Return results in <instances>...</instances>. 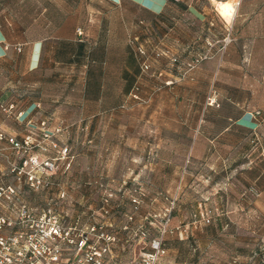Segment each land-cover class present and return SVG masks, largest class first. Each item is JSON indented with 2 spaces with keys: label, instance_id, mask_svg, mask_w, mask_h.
I'll use <instances>...</instances> for the list:
<instances>
[{
  "label": "rangeland",
  "instance_id": "rangeland-1",
  "mask_svg": "<svg viewBox=\"0 0 264 264\" xmlns=\"http://www.w3.org/2000/svg\"><path fill=\"white\" fill-rule=\"evenodd\" d=\"M68 1L70 5L77 2ZM222 1L230 2L233 14L240 0L213 2L218 6ZM83 13L87 16L86 11ZM67 17L76 23L82 15L70 8ZM149 21L167 24L161 26L170 32L167 19ZM229 22L219 28L224 34L217 33L225 44L234 37H256L264 42V24L257 30L245 26L242 35L235 23ZM80 25L78 29L84 31ZM142 27L144 24L140 23L128 26V40L134 48L137 42L145 47L148 42L152 49L158 48L164 56L172 58L169 63L172 67L177 54L159 42L162 37H157L156 25L149 27L148 32H141ZM76 30L75 27V36L80 37ZM117 66L120 68V64H113V72L118 70ZM72 76L71 71H60L46 80L47 85L38 83L40 107L34 124L22 129L23 136L31 134L37 144L27 150L22 148L20 152L10 143L5 149L0 146V182L16 184L20 198L37 213L51 208L60 215L67 229L82 230L98 246L106 247L101 264H141L143 253L151 248L153 238H161L166 249L158 264H227L234 258L231 250L256 248L264 251V223L260 233L238 229L235 219L231 222L234 227L230 225L228 229L221 225V220L227 216L235 218L240 194L256 199L261 195V192L259 195L247 192L246 188L264 183V79L258 83L254 96L261 113H250V119L259 118L252 137H237L238 131L232 124L229 131L234 135L232 142L217 137L212 142L192 144L156 142L149 138L178 120L191 124L202 122L201 129L209 127L210 134L221 136L220 78L213 79L206 92L204 80L195 79L188 84L182 83L175 94H162L155 106L157 111L149 121L159 124V129H148L140 93L132 96L112 94L98 101L72 89ZM172 82L173 79L168 78L161 83L172 85ZM210 97L215 100L212 104H209ZM194 145L196 155L188 154L189 147ZM66 147L68 150L63 157ZM33 153L40 160L53 158L56 161L55 170L37 171L41 180L37 187L28 183L25 172L10 171L13 166L22 167L25 157ZM29 169V165L24 167V170ZM157 169L166 173V188L162 191L146 184ZM82 181L84 190L82 185L77 186ZM207 214L211 218L209 222L204 218ZM63 246L66 264H71L73 246L66 240ZM176 255L179 261L174 262ZM244 260L251 264L253 259Z\"/></svg>",
  "mask_w": 264,
  "mask_h": 264
},
{
  "label": "crops",
  "instance_id": "crops-1",
  "mask_svg": "<svg viewBox=\"0 0 264 264\" xmlns=\"http://www.w3.org/2000/svg\"><path fill=\"white\" fill-rule=\"evenodd\" d=\"M213 1L180 0L171 3L170 0H77L70 5L68 0H0V129L18 138L24 135L23 126L24 128L30 126L28 120L35 118L40 107L38 83L40 86L47 85L46 80H51L53 73L71 71L74 76L70 78V87L86 94L88 72L92 66L88 47L93 45L102 48L100 55H97L98 58L92 60V64L98 62L107 64L114 53H117L125 63L131 56V52L127 50V27L138 25V20L145 17L148 21L140 31L148 32L149 27L156 25L159 31L157 37H162L159 42L163 47L170 48L181 60L190 59L200 51V47H203V50L211 49L213 53L190 72L191 76L182 77L176 67L169 66L168 58L164 56L156 65L157 69L164 70V75L142 78L141 96L145 104L143 108L148 120L147 128L159 129V124L149 122L153 113L157 111L155 106L158 105L159 97L164 93L175 94L182 83L188 84L195 79L204 80L206 92L212 86L213 79L220 78V110L223 118L221 136L210 134L209 127L201 129L202 122L191 124L178 120L162 127L160 131L163 129L164 133L162 131L149 138L150 141L195 144L212 142L213 139L220 137L225 142H232L234 135H230L229 132L232 124L238 131L237 137H252L255 125L259 122V118L250 119V113L260 109L257 108L254 96L258 83L264 79V42L256 37L245 39L234 37L222 48L224 42L217 33L224 34L219 28L228 25L229 21L235 23L237 30L242 31V35L245 26L257 30L264 24V0H240L233 14L232 7L225 9L220 5H230L229 1L219 2L218 6ZM169 5L171 8H168ZM70 8L82 15L76 23L70 22L72 20L67 17ZM86 9L89 15L91 12L94 15L87 22L84 21L83 13ZM168 9L172 18V23L167 28L170 32L162 28L167 24L149 21ZM112 15L120 23L118 30L121 32L115 34L114 38L111 27L108 28L110 34H106L108 37L102 35V30H106L103 21L110 17L112 22ZM229 17L231 20L228 21ZM78 25L88 32H93V44L86 46V49L73 32ZM198 25L202 28L199 29ZM170 35L171 37L167 38ZM146 45L148 49H152L148 42ZM113 47H117L118 50L114 52L111 49ZM92 53L96 55L98 51ZM127 69L131 73V69L126 67L125 70ZM95 75H97L95 78L101 77V74ZM168 78L173 79L172 85H161L162 80ZM99 88L100 91L95 92L96 94H105L104 89H108L110 94L130 96L132 83L126 82L125 75L123 84L116 86L113 83L101 82ZM203 107L206 108V105L202 104ZM19 112H22V115L18 117ZM142 139L145 140L143 136ZM0 146L3 149L9 147L6 140H0ZM194 148L195 145L189 147L188 154L196 155L197 150H193ZM165 177V171L157 169L151 173V178L146 184L162 191L166 188ZM81 185V189L84 190V181L77 184L78 187ZM257 187L261 192L260 197L256 199L240 194L236 216L235 218L227 216L225 220H221L223 228L226 226L229 229L235 219L238 229H251L252 233H260L264 223V183H259ZM81 217L84 220L83 213ZM231 252L234 258L227 264H250L244 262V259H253L251 264H264V251L256 248H238ZM176 261H179L178 255L174 259V262Z\"/></svg>",
  "mask_w": 264,
  "mask_h": 264
},
{
  "label": "built area",
  "instance_id": "built-area-1",
  "mask_svg": "<svg viewBox=\"0 0 264 264\" xmlns=\"http://www.w3.org/2000/svg\"><path fill=\"white\" fill-rule=\"evenodd\" d=\"M207 56L208 54H205L203 57ZM214 101L210 97L209 104ZM260 113V110L255 111L256 115ZM21 115L22 112L17 114L18 117ZM28 124L32 126L33 120H28ZM0 140H6L17 152L37 144L29 133L18 138L16 135H8L1 129ZM67 150V147L64 148L63 157ZM26 165L30 166L29 170H24ZM55 168V159L40 160L33 153L25 157L22 167L13 166L10 171L18 174L25 172L28 183L37 187L41 182L37 173H49ZM248 190L254 195L260 194L254 185ZM204 218L208 222L211 220L208 214ZM71 229L72 227L67 229L63 225L60 215L51 208L43 213H37L34 207L20 198L16 184L0 182V264H66L68 260L63 246L65 240L73 246L71 264H101L107 248L98 246L84 231ZM165 252L162 239L153 238L151 248L143 253L141 264H157Z\"/></svg>",
  "mask_w": 264,
  "mask_h": 264
},
{
  "label": "trees",
  "instance_id": "trees-1",
  "mask_svg": "<svg viewBox=\"0 0 264 264\" xmlns=\"http://www.w3.org/2000/svg\"><path fill=\"white\" fill-rule=\"evenodd\" d=\"M87 1V0H86ZM171 3L173 2H179L180 0H170ZM142 7L144 8H148L147 6L139 3ZM171 8V5L168 6V8ZM149 9V8H148ZM167 9V8H166ZM170 12V9L165 10L163 12H160L158 14L157 17H155L156 19H167L169 24L171 25V21L172 18L169 16L170 14H168ZM86 14L84 17V21L87 22L88 19H90L89 14L87 13V9H86ZM111 18H113V21L110 22V17H106L105 20L103 21L104 23V28L106 30H102V35H104L105 37L106 34H110V32L108 31V28L111 27L113 29V34L112 37H115V34L117 35L118 33L120 34V30H118V27H120V23L115 20V16H111ZM147 22L148 18H140L138 20V23L140 24H145L146 22H144V20ZM112 23V25H111ZM114 24V25H113ZM77 30V34L80 35V37H77L80 42L81 45L84 47L85 49L87 48L86 46H89V44H93V32H88L84 29V31L82 29H78V27L76 28ZM89 33V34H88ZM90 41V42H89ZM92 41V42H91ZM128 42V47L127 50H129L131 52V56L128 57L129 59H127V61L124 63L123 59L119 58L117 53H114V56L110 58V62H108L107 64H102V63H95L92 64V60H94V58H98L97 55H100V50H102L101 47H95V46H90L88 48H90V51H88L90 54V62L92 65L89 72H88V80H87V84H86V94L84 95H88V96H92V98H96V100L98 101H102V97L103 96H109L112 95L110 93H108V89H104L106 92L105 94H96L97 92L100 91L99 85H101V82H105V84L110 83V84H115L116 86L121 85L124 83V77L126 75V82H131L132 83V92L130 94V96L132 95H138L139 93L141 94V89H142V85H141V80L142 78L148 77V76H162L164 74V70L163 69H157L156 65L160 62L161 58L164 57V54H162V52L158 51V48H153L152 50H149L147 47H145L142 43H138L137 42V46L134 48L133 44L131 41H127ZM226 44L223 43L222 44V48L225 47ZM114 50V52H116L118 50L117 47H113L111 48ZM87 51V50H86ZM93 51H98V53H96V55H93L94 53H92ZM205 54H208L207 57H203ZM213 55L212 50L211 49H207V50H202L196 54H194L190 59L188 60H181L180 57L177 55L173 58V66L172 67H176L177 70L180 72L182 77H186V75L190 74V72L196 67L198 66L200 63H202L204 60L210 58ZM170 57H168V63H170ZM118 63L120 64V68L119 66H117V71H114V67L113 64ZM126 67H128L129 69H131V73H129L128 69L127 71L125 70ZM97 68V70H96ZM102 70L104 71L102 73ZM120 71V72H118ZM100 75V78H95L97 75ZM190 76V75H189ZM99 77V76H98ZM162 85V84H161ZM96 92V93H95ZM252 186V185H250ZM248 186L246 188V191L249 192V187ZM182 242H184V240H182ZM158 264V263H157Z\"/></svg>",
  "mask_w": 264,
  "mask_h": 264
},
{
  "label": "clouds",
  "instance_id": "clouds-1",
  "mask_svg": "<svg viewBox=\"0 0 264 264\" xmlns=\"http://www.w3.org/2000/svg\"><path fill=\"white\" fill-rule=\"evenodd\" d=\"M224 7H225V9H230L231 8L230 5H225Z\"/></svg>",
  "mask_w": 264,
  "mask_h": 264
}]
</instances>
